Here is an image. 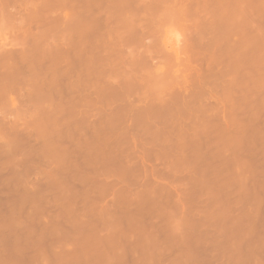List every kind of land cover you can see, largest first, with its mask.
I'll return each instance as SVG.
<instances>
[{"label": "rangeland", "instance_id": "obj_1", "mask_svg": "<svg viewBox=\"0 0 264 264\" xmlns=\"http://www.w3.org/2000/svg\"><path fill=\"white\" fill-rule=\"evenodd\" d=\"M123 1L0 0V264H264V0Z\"/></svg>", "mask_w": 264, "mask_h": 264}, {"label": "bare ground", "instance_id": "obj_2", "mask_svg": "<svg viewBox=\"0 0 264 264\" xmlns=\"http://www.w3.org/2000/svg\"><path fill=\"white\" fill-rule=\"evenodd\" d=\"M122 1H123V0H122ZM137 1H140V0H137ZM123 2H124V1H123ZM130 3H133V2H130ZM137 3H138V2H137ZM137 3H136V4H137ZM140 3H141V1H140ZM140 3H139V4H140ZM122 4H123V3H122ZM128 4H129V3H128ZM134 4H135V3H134ZM86 5H87V4H86ZM117 5H118V4H117ZM124 5H126V4H124ZM141 5H142V4H140V9H141ZM119 6H120V5H119ZM119 6H118V7H119ZM143 6H144V2H143ZM124 7H126V6H124ZM132 7H133V6H132ZM135 7H136V6H135ZM112 8H113V7H112ZM116 8H117V7H116ZM128 8H129V7H128ZM120 9H121V8H120ZM125 9H126V8H125ZM129 9H130V8H129ZM129 9H128V11H129ZM136 9H138V6L135 8V10H136ZM107 10L111 11V10L108 9V8H107ZM113 10H114V9H113ZM118 10H119V8H118ZM121 11L124 12L123 9H122ZM121 11H120V12H121ZM131 11H133V10H131ZM142 11H143V10H142ZM140 12H141V11H140ZM115 13H116V12H115ZM138 13H139V12H138ZM138 13H137V16L139 15ZM142 13H143V12H142ZM113 14H114V13H113ZM121 14H122V13H121ZM132 14H133L134 17L136 16V15L134 14V12H133ZM116 15L118 16V12H117ZM126 15H127V14H126ZM129 15H130V14H129ZM120 16L124 17L123 14L120 15ZM139 16H140V15H139ZM122 17H121V20H122ZM147 17H148V16H147ZM107 18L109 19L110 17L107 16ZM118 18H119V17H118ZM124 18H126V17H124ZM124 18H123V19H124ZM138 18H139V17H138ZM138 18H137V19L135 18V20L137 21ZM145 18H146V17H145ZM108 19H107V20H108ZM126 19H127V18H126ZM129 19H130V18H129ZM129 19H127V21H128ZM131 19H134V18H131ZM140 19H142V18L140 17ZM148 19H149V17H148ZM109 20H110V19H109ZM142 20H144V17H143ZM146 20H147V19H146ZM149 20H150V19H149ZM151 20L154 21L152 18H151ZM115 21H116V20H115ZM109 22H111V21H109ZM124 22H125V21H124ZM133 22H135V21H133ZM133 22H132V23H133ZM137 22H138V21H137ZM139 22H140V21H139ZM141 22H142V21H141ZM141 22H140V23H141ZM148 22H149V21H148ZM106 23H107V21H106ZM122 23H123V22H122ZM126 23H127V22L124 23V24H125L124 26L127 25ZM128 23H129V22H128ZM107 24H108V23H107ZM110 24H111V23H110ZM137 24H138V23H137ZM141 24H142V23H141ZM122 25H123V24H122ZM128 25H129V24H128ZM132 25H133V24H132ZM134 25H136V24H134ZM134 25H133V26H134ZM138 25H139V24H138ZM138 25H137V27H138ZM143 25H144V24H143ZM110 26H112V25H110ZM115 26H116V25H115ZM129 26H130V25H129ZM133 26H132V27H133ZM113 27H114V26H113ZM116 27H117V26H116ZM119 27H120V26H119ZM119 27H118V28H119ZM127 27H128V26H127ZM139 27H142V25H140ZM110 28H112V27H110ZM142 28H143V27H142ZM142 28H141V31L143 30ZM147 28H148V27H147ZM107 29H109V28L107 27ZM107 29H106V30H107ZM121 29H122V28H121ZM121 29H120V30H121ZM124 29H125V28H123V30H124ZM126 29H127V28H126ZM126 29H125V31L127 32ZM138 29H139V28H138ZM138 29H137V30H138ZM150 29H151V28H150ZM128 30H129V29H128ZM133 30H134V32H136L135 27L133 28ZM145 30H146V29H145ZM109 31H110V30H109ZM112 31H113V28H112ZM118 31H119V30H118ZM148 31H149V30H148ZM150 31H152V30H150ZM126 32H125V33H126ZM128 32H129V31H128ZM128 32H127V33H128ZM130 32H132V31L130 30ZM142 32H143V31H142ZM108 33H109V32H108ZM125 33H124V35H126ZM143 33H144V32H143ZM143 33H142V34H143ZM129 34H130V33H129ZM149 34H150V33H149ZM121 35L123 36V33H121ZM134 35H135V33H134ZM144 35H145V34H144ZM84 36H85V35H84ZM127 36H128V35H127ZM135 36H136V35H135ZM124 37H125V36H124ZM84 38H86V37H84ZM108 38H109V37H108ZM133 38H134V37H133ZM142 38H144V37H142ZM121 39H122V38H121ZM111 40H112V38H111ZM111 40L108 41V42H110V44H111V42H112ZM132 40H133V39H132ZM138 40H141L140 37H139ZM113 43H114V42H113ZM128 43H129V41H128ZM131 43H132V42H131ZM141 43H142V42H141ZM129 44H130V43H129ZM136 44H137V43H136ZM111 45H113V44H111ZM114 45H115V44H114ZM108 46H109V44H108ZM134 46H135V45H134ZM142 46H143V44L141 45V47H142ZM84 47H85V46H84ZM118 47H119V46H118ZM118 47H117V48H118ZM107 48H109V47L106 46V49H107ZM113 48H116V47L114 46ZM117 48H116V49H117ZM121 48L123 49V47H121ZM135 48H137V47H135ZM144 48H145V47H144ZM126 49H127V48H126ZM148 49H149V47H148ZM107 50H108V49H107ZM107 50H106V51H107ZM110 50H112V48H111ZM114 50H115V49H114ZM114 50H113V51H114ZM151 50H152V49H151ZM84 51H85V50H84ZM125 51H126V50H125ZM144 51H145V50H144ZM152 51H153V50H152ZM152 51H150V52H152ZM108 52H109V50H108ZM110 52H112V51H110ZM139 52H140V51H139ZM150 52L148 51V54H149ZM105 53H106V52H105ZM114 53H118V52H114ZM107 54H108V53H107ZM112 54H113V53H112ZM119 54H120V53H119ZM119 54H118V55H119ZM113 55H114V54H113ZM124 55H126V54H124ZM109 56H110V53H109ZM143 56H144V55H143ZM115 57H116V56H115ZM129 57L131 58V56H129ZM132 57H133V56H132ZM122 58H123V56H122ZM135 58H136V57H135ZM109 59H110V58H109ZM113 59H114V56H113L112 59H110V60L112 61ZM123 59H124V58H123ZM136 59H137V58H136ZM107 60H108V59H107ZM125 60H126V59H125ZM111 61H110V62H111ZM119 61H120V60H119ZM110 62H109V63H110ZM132 62H133V64H134V62L137 63L136 61H134V59H133ZM111 63H113V61H112ZM106 64H107V62H106ZM107 65H108V64H107ZM120 65H121V64H120ZM128 65H129V63H128ZM134 65H135V64H134ZM111 66H113V64H111ZM108 67H109V65H108ZM123 67H124V66H123ZM127 67H129V66H127ZM130 67L133 68L132 64L130 65ZM110 68H111V67H110ZM132 68H130V70H131ZM127 69L129 70V68H127ZM138 69H139V68H138ZM119 70H121V69H118V72H120ZM124 70H125V69H124ZM124 70H123V71H124ZM128 70H127V71H128ZM130 70H129V71H130ZM135 70H136V65H135ZM139 70H140V69H139ZM115 71H116V70H115ZM123 71H122V72H123ZM122 72H121V73H122ZM124 72H125V71H124ZM131 72H132V71H131ZM139 72L141 73V71H139ZM139 72L137 71L136 73H139ZM110 73H111V71H110ZM116 73H117V72H116ZM134 73H135V71H134ZM140 73L137 74V75H140ZM108 75H109V74H108ZM108 75H107V76H108ZM141 75H142V74H141ZM113 76H114V75H113ZM135 76H136V75H134L133 78H135ZM140 77H142V76H140ZM109 78H110V80H111L112 77L110 76ZM109 78H108V79H109ZM113 79H114V78H113ZM123 79H124V78H123ZM126 79L129 80V78H126ZM110 80H109V81H110ZM128 80H127V81H128ZM139 80H140V79H139ZM141 80L144 81L143 79H141ZM111 81L113 82V80H111ZM123 81L126 82V80H123ZM145 81H146V80H145ZM112 82H111V83H112ZM139 82H140V81H139ZM109 83H110V82H109ZM113 83H114V82H113ZM140 83H141V82H140ZM142 83H143V82H142ZM116 84H117V83H116ZM125 84H127V83H125ZM148 84H149V83H148ZM148 84H147V85H148ZM129 85H130V84H129ZM132 85H133V82H132ZM142 85H143V84H142ZM130 86H131V85H130ZM130 86H129V87H130ZM133 86H134V85H133ZM145 86H146V84H145ZM148 86H149V85H148ZM116 87H117V86H116ZM125 87H126V86H125ZM142 87H143V86H142ZM114 88H115V87H114ZM131 88H132V87H131ZM132 89H133V88H132ZM128 91H129V90H128ZM130 91H131V90H130ZM142 91H143V90H142ZM142 91H141V94H142V93L144 94V91H143V92H142ZM122 92H123V91H122ZM148 92H149V91H148ZM148 94H150V93H148ZM128 95H129V94H128ZM145 95H146V94H145ZM155 95H156V94H155ZM131 96H132V95H131ZM147 96H148V95H147ZM128 98H129V96H128ZM132 98H133V97H132ZM119 99H120V98H119ZM119 99H118V100H119ZM130 99H131V98H130ZM112 100H113V98H112ZM115 101H117V100H115ZM120 101H121V100H120ZM127 101H128V100H127ZM128 103H129V102H128ZM131 103H132V101H131ZM121 104H122V103H121ZM129 104H130V103H129ZM129 104H128V105H129ZM132 104H133V103H132ZM121 106H122V105H121ZM125 106H126V105H125ZM131 106H133V105H131ZM131 110H132V109H131ZM136 117H137V116H136ZM113 118H114V117H113ZM109 119H110V117H109ZM105 120H106L107 122L110 121V120L108 121L107 119H105ZM99 121H100V120H99ZM101 121H103V120H101ZM106 121H105V122H106ZM100 123H101V122H99V124H100ZM112 123H113V122H111L110 127L112 126ZM102 124H103V123H102ZM106 124H108V123H106ZM106 124H105L104 126H106ZM109 124H110V122H109ZM98 127L100 128L101 126H98ZM104 128H106V127H104ZM104 159H105V158H104ZM104 162H106V161H104Z\"/></svg>", "mask_w": 264, "mask_h": 264}]
</instances>
